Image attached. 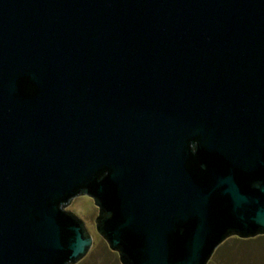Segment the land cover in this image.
<instances>
[{"label": "water", "instance_id": "obj_1", "mask_svg": "<svg viewBox=\"0 0 264 264\" xmlns=\"http://www.w3.org/2000/svg\"><path fill=\"white\" fill-rule=\"evenodd\" d=\"M99 207L122 264L264 233V0H0V264H72Z\"/></svg>", "mask_w": 264, "mask_h": 264}, {"label": "rangeland", "instance_id": "obj_2", "mask_svg": "<svg viewBox=\"0 0 264 264\" xmlns=\"http://www.w3.org/2000/svg\"><path fill=\"white\" fill-rule=\"evenodd\" d=\"M66 208L84 219L85 229L92 239L87 253L72 264H122L118 253L110 249L106 240L96 232V205L92 197L87 194L77 195ZM258 235L264 236V233ZM256 236L248 239L230 235L213 249L205 264H264V237Z\"/></svg>", "mask_w": 264, "mask_h": 264}, {"label": "flooded vegetation", "instance_id": "obj_3", "mask_svg": "<svg viewBox=\"0 0 264 264\" xmlns=\"http://www.w3.org/2000/svg\"><path fill=\"white\" fill-rule=\"evenodd\" d=\"M93 199V198H92ZM94 201V200H93ZM95 203V202H94ZM96 205V217H95V220H94V225H95V228H96V218H97V216H98V214H99V207H98V205L97 204H95ZM65 209H67L66 207H65ZM96 232H97V230H96ZM98 233V232H97ZM100 235V234H99ZM101 236V235H100ZM102 237V236H101ZM103 238V237H102ZM104 239V238H103Z\"/></svg>", "mask_w": 264, "mask_h": 264}, {"label": "trees", "instance_id": "obj_4", "mask_svg": "<svg viewBox=\"0 0 264 264\" xmlns=\"http://www.w3.org/2000/svg\"><path fill=\"white\" fill-rule=\"evenodd\" d=\"M259 237H264V236H262V235H258ZM258 236H256V237H258ZM252 238H254V237H252ZM248 239H251V238H248Z\"/></svg>", "mask_w": 264, "mask_h": 264}]
</instances>
